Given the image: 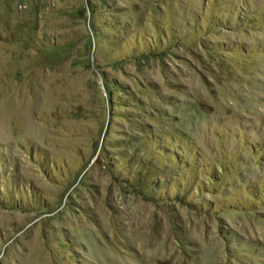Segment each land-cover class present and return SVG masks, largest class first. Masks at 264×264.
Returning a JSON list of instances; mask_svg holds the SVG:
<instances>
[{
    "label": "rangeland",
    "instance_id": "obj_1",
    "mask_svg": "<svg viewBox=\"0 0 264 264\" xmlns=\"http://www.w3.org/2000/svg\"><path fill=\"white\" fill-rule=\"evenodd\" d=\"M0 264H264V0H0Z\"/></svg>",
    "mask_w": 264,
    "mask_h": 264
}]
</instances>
